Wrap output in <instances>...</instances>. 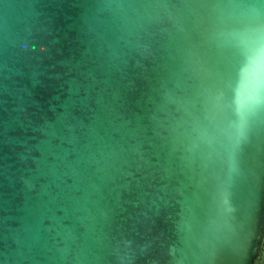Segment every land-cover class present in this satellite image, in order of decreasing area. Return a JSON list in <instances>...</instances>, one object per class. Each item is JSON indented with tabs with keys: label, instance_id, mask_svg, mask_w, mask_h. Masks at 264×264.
I'll list each match as a JSON object with an SVG mask.
<instances>
[{
	"label": "water",
	"instance_id": "95a60500",
	"mask_svg": "<svg viewBox=\"0 0 264 264\" xmlns=\"http://www.w3.org/2000/svg\"><path fill=\"white\" fill-rule=\"evenodd\" d=\"M0 264H264V0H0Z\"/></svg>",
	"mask_w": 264,
	"mask_h": 264
}]
</instances>
